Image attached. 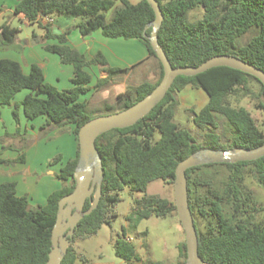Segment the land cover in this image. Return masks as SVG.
<instances>
[{"label":"trees","instance_id":"trees-1","mask_svg":"<svg viewBox=\"0 0 264 264\" xmlns=\"http://www.w3.org/2000/svg\"><path fill=\"white\" fill-rule=\"evenodd\" d=\"M120 2L111 20L106 12ZM164 20L158 30L159 42L173 67L199 66L207 59L228 54L239 57L264 70V0H158ZM202 8V18L189 20L190 11ZM15 15H23L27 24L38 23L45 29L42 41L57 38L60 44H48L46 50L56 53L65 64L74 68L71 79L73 87L58 90L48 83L42 67L33 63L29 73L21 64L12 59H0V105H12L14 97L23 90L30 93L21 103H15L13 116L18 125L14 142L23 139L28 145L31 136H20L18 109L23 107L28 119L45 117L40 133L46 134L54 128L74 125L78 141L80 128L97 115L89 111L87 101L80 97L90 90L92 75L86 71L92 65H101L109 77L127 72L129 69L108 66L102 53L87 59L83 53L68 46L67 29L60 35L52 32L49 23L41 21L50 15L68 18L82 17L77 28L83 37L101 30L108 38H136L142 41L151 57L159 62L160 78L156 82L144 81L134 88H128L116 97L118 105L105 104L108 113L125 109L147 94L160 83L164 71L156 51L151 45V23L155 13L147 0L133 3L130 0H18ZM255 31L243 45L241 38ZM19 29L8 22L0 25V51L11 49ZM255 81L259 90L255 92L249 82ZM108 79L98 80L95 87L102 88ZM203 89L209 101L194 122L200 128H208L204 143H199L186 128L176 121L177 94L187 86ZM243 92L258 100L256 108L264 112V85L255 76L240 70L217 66L194 76H178L164 99L136 124L113 129L101 134L96 146L102 158L104 180L98 206L78 223L72 242L76 238L95 235L102 225L110 223L114 206L120 201L119 192L126 186L131 191L146 192L155 180L174 184L176 168L183 159L201 148L231 149L234 147L254 148L264 143V132L258 127L251 113L244 107L232 104L231 97ZM115 109V110H114ZM220 117L226 121L228 138L224 142L215 129ZM2 112L0 110V122ZM5 137V138H6ZM6 138V139H7ZM7 142L0 136V143ZM16 147L5 146L3 149ZM18 150H22L18 148ZM60 155L50 161L55 164ZM25 152L15 160L0 159V164L24 162ZM79 161L77 155L67 161L57 178L62 181L60 189L53 191L45 205L32 207L27 196L17 194L15 182L0 184V264H46L52 249V232L57 221L59 201L70 194L75 186V171ZM224 166L227 177L221 185L205 168ZM189 202L199 238V254L207 264H264V221L255 219L264 208L259 207L253 192L247 188L248 174L264 188V156L252 161L205 164L189 168ZM136 208L128 219L135 227L143 219L152 216L166 218L176 212L175 200L147 194L135 201ZM91 206L87 199L84 209ZM197 218L205 222V229L199 228ZM118 257L128 264H140L142 259L135 244L126 236L115 243ZM179 256L185 264L186 241L179 244ZM78 256L70 246L62 264H75ZM149 264H166L162 261Z\"/></svg>","mask_w":264,"mask_h":264},{"label":"rangeland","instance_id":"rangeland-1","mask_svg":"<svg viewBox=\"0 0 264 264\" xmlns=\"http://www.w3.org/2000/svg\"><path fill=\"white\" fill-rule=\"evenodd\" d=\"M133 3H137L139 0H130ZM121 6L120 2H117L115 7L107 11L106 18L111 20L115 14L117 7ZM203 9L197 8L189 13V20L196 21L202 18ZM52 18L56 21L54 25H58L57 21L63 18L60 15H50L47 19ZM78 22L83 21L82 17H75ZM43 23V20L41 21ZM14 27L19 29L17 34L15 45L20 47L16 48V53L20 56H28L29 52L37 50L42 39L44 38L45 29L40 24H27L20 19H15ZM256 32L252 31L240 39L239 44H246L252 35ZM26 60V59H25ZM161 72L158 60L153 57V62L143 66L142 72L139 75L133 74L127 77L125 85L128 88H134L144 81L156 82L160 78ZM112 78V77H110ZM125 78V77H123ZM117 77H113L112 84H116V89L122 88L123 83L119 82ZM107 83L102 88H109L112 84ZM110 85V86H109ZM249 87L255 92L259 90V85L255 81L249 82ZM96 88V87H92ZM109 95L107 101H102L98 95L91 99V105L88 107L89 111L93 114L100 116L110 114L105 109V104L110 103L118 105L116 99L113 98L114 92ZM178 105L176 108V123L182 127L188 129L196 138V140L203 144L205 135L209 131L208 128H200L194 122L195 114L207 105L209 101L208 94L201 88L187 86L181 92L177 94ZM232 104L236 107L246 108L255 119L258 127L264 132V112L261 109L256 108L258 100L252 96H244L243 92H238L237 95L231 97ZM115 110V109H114ZM117 112V111H116ZM114 113V112H113ZM6 116V115H5ZM14 117V116H13ZM6 123H8L7 117H5ZM9 126V124H7ZM56 128L47 132L46 134L39 132L38 141H44L42 146L43 158L55 157L58 143L54 141L52 133ZM222 138V141H226L228 133L226 131V121L220 117L218 120V127L215 129ZM20 136H25L23 128H20ZM3 136L7 142L3 145H15L13 147L19 153L27 152L31 148L32 138H28V146L23 139L14 142V138ZM21 148L22 150H18ZM5 149V148H4ZM3 149V150H4ZM8 149V148H6ZM13 149V150H14ZM41 157V156H40ZM43 158H36L33 161L38 173L41 172L43 164ZM39 159V160H38ZM206 172L209 176H214L215 183L221 185L227 177V169L224 166H214L205 168L200 173ZM43 175V174H42ZM47 173L44 174L46 176ZM247 188L250 189L259 207L264 208V188L248 174L245 179ZM157 195L169 200H175L174 184H168L161 180L152 181L146 192L131 191L129 187H125L119 192L120 201L114 206L112 215H110V223L102 225L95 235L87 238H76L72 242L71 246L76 250L77 260L75 264H128L125 260L116 255L115 243L119 238L127 237V239L135 244L138 254L141 256L140 264H149L150 262L162 261L166 264H179L182 262V258L179 256V244L185 241V232L180 222V219L176 212H171L166 218H159L152 216L148 219H143L137 227L134 226L133 221L128 219V216L136 208V199L142 198L144 195ZM32 207H36L39 204L30 202ZM258 221H264V209L256 214L255 217ZM199 228L203 231L205 229V222L197 218Z\"/></svg>","mask_w":264,"mask_h":264},{"label":"crops","instance_id":"crops-1","mask_svg":"<svg viewBox=\"0 0 264 264\" xmlns=\"http://www.w3.org/2000/svg\"><path fill=\"white\" fill-rule=\"evenodd\" d=\"M18 0H0V25L8 22L14 27L15 19H20L25 22L24 16L19 14L15 15L14 9ZM58 25L52 18L49 23L53 34L60 35L67 29H71L67 35L65 44L77 49L83 53L87 59H92L97 53H102L108 62V66L122 69H129L127 72L118 73L110 78L108 73L101 65H92L86 68V71L92 75L90 83V90L88 93L81 95V101H87L88 106L91 105V99L96 95L103 101H107L109 95L114 92L113 98L116 99L117 95L127 90L125 80L133 74L139 75L142 72L143 66L153 62V57L149 55L146 45L139 39H125V38H108L105 37L101 30H96L92 34L83 37L80 34L77 25L80 23L77 19L62 16ZM45 19V18H44ZM26 23V22H25ZM45 23V20H43ZM47 23V22H46ZM48 44H60L57 38H49L39 44L37 50H31L28 56H20L16 53V48L19 45H13L11 49L0 51V59H12L18 61L25 73H29L30 67L33 63L39 64L44 72L45 79L48 83L55 86L58 90H68L74 85L71 79L74 76V68L70 64L62 62L60 56L56 53L46 50L45 46ZM26 59V60H25ZM113 77H117L119 82L123 83V87L116 89L112 84ZM125 77V78H123ZM108 79V83L112 85L109 88H92L95 87L98 80ZM30 93L29 90L19 92L13 99L12 105H0L2 112V119L0 122V136L3 137L7 133L14 134L18 130V125L13 117V108L15 103H21L22 100ZM107 103V102H106ZM20 127L24 132L31 136V148L25 152L24 162H15L0 164V184L5 182H15L17 194L19 196H27L29 202L45 205L48 196L55 190L62 186V181L57 178V174L63 165L76 157L78 151V141L74 134V125H65L56 128L52 133L54 141L58 143L57 151L54 155H60V160L55 164H50L51 157L43 158L42 146L44 141H38L40 128L45 124V117H38L30 120L26 117L22 106L18 109ZM6 115V116H5ZM8 123H6V119ZM9 124V126L7 125ZM20 153L11 148L3 150V144L0 143V159L15 160L19 157ZM41 156V157H40ZM43 158L41 172L38 173L33 161L36 158ZM38 159V160H39ZM47 173L46 176L44 174ZM43 174V175H42Z\"/></svg>","mask_w":264,"mask_h":264},{"label":"water","instance_id":"water-1","mask_svg":"<svg viewBox=\"0 0 264 264\" xmlns=\"http://www.w3.org/2000/svg\"><path fill=\"white\" fill-rule=\"evenodd\" d=\"M152 6L155 19L151 23L150 42L161 61L164 75L160 83L144 98L120 111L96 116L86 122L79 130V161L75 171L74 190L59 201L57 221L52 232V249L46 264H62L80 220L90 214L99 204L102 195L104 167L96 146L97 138L113 129H122L136 124L159 104L170 90L175 79L182 76H194L210 68L228 66L255 76L264 85V70L234 55L220 54L204 61L199 66L173 67L159 39L164 15L158 0H147ZM264 156V143L254 148L234 147L231 149L201 148L179 162L175 174L174 195L177 215L185 232L187 258L185 264H207L199 254V238L189 202V168L205 164L234 163L252 161ZM87 199L91 206L85 210Z\"/></svg>","mask_w":264,"mask_h":264},{"label":"built area","instance_id":"built-area-1","mask_svg":"<svg viewBox=\"0 0 264 264\" xmlns=\"http://www.w3.org/2000/svg\"><path fill=\"white\" fill-rule=\"evenodd\" d=\"M43 20H45V23L47 22V23H51L53 20L50 18V19H47V17L45 18V19H43Z\"/></svg>","mask_w":264,"mask_h":264}]
</instances>
